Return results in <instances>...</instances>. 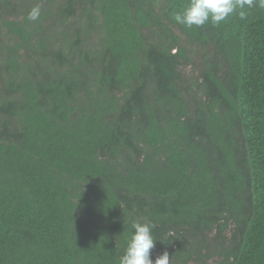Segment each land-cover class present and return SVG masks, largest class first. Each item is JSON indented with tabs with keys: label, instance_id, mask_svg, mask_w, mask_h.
I'll use <instances>...</instances> for the list:
<instances>
[{
	"label": "trees",
	"instance_id": "16d2710c",
	"mask_svg": "<svg viewBox=\"0 0 264 264\" xmlns=\"http://www.w3.org/2000/svg\"><path fill=\"white\" fill-rule=\"evenodd\" d=\"M188 4L0 0V264H264V7Z\"/></svg>",
	"mask_w": 264,
	"mask_h": 264
},
{
	"label": "clouds",
	"instance_id": "9594fccd",
	"mask_svg": "<svg viewBox=\"0 0 264 264\" xmlns=\"http://www.w3.org/2000/svg\"><path fill=\"white\" fill-rule=\"evenodd\" d=\"M256 0H189L188 6L183 12L174 14L173 19L178 24L188 28L203 26L211 22L218 26L231 14L241 9L239 16L244 19L246 13L242 10L245 6L252 7ZM261 7H264V0H258ZM40 17V6L36 5L28 12L27 19L36 21ZM154 224L150 222H134L133 232L127 241V246L119 258V264H170V257L167 251L152 259V249L155 247L156 239L153 236Z\"/></svg>",
	"mask_w": 264,
	"mask_h": 264
}]
</instances>
